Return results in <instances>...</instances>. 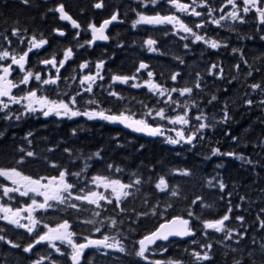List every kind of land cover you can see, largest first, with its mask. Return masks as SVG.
I'll return each instance as SVG.
<instances>
[{
  "label": "trees",
  "instance_id": "16d2710c",
  "mask_svg": "<svg viewBox=\"0 0 264 264\" xmlns=\"http://www.w3.org/2000/svg\"><path fill=\"white\" fill-rule=\"evenodd\" d=\"M97 1L100 0H29V3L25 4L23 0H0V52L7 50L19 57L27 51L28 42L35 36L37 41L47 40V44L43 48L29 52L28 71L40 69L41 61L50 60L53 57L56 60L62 59L67 49H74L72 44L74 29L60 19L55 9L63 4L65 11L80 25L81 33L85 32L91 21L98 25L105 17V11L94 16L93 5ZM127 1L119 0L111 4L114 8L118 7L122 13H126L119 5ZM14 29H19V36L12 34ZM57 30L65 31V38H57L55 36ZM21 40L23 44L17 45L21 43ZM92 50L94 56L89 61L94 63L105 60V44ZM84 57L85 55L79 50L78 54L70 58L67 62L68 69H65L66 72L61 75L63 81L58 83V88H61L62 83H66L69 91L73 89L72 83L67 80L76 74L73 69L77 68L80 62L83 63ZM251 58L254 64L261 62L264 59V45L257 54L252 52ZM179 59H181L180 56ZM5 61H0V65H5ZM256 69L252 75H246L248 82L259 83L264 88V72ZM243 86L247 89L246 83ZM239 87L242 90V85ZM58 88L49 87L45 91L46 96L52 100L59 99L55 94ZM29 90L33 89L29 88ZM29 90L19 92L17 96L24 95ZM257 91L259 96L257 94L258 102L253 104L255 108L246 107V101L241 96L243 93L239 94L236 100L235 97H232V101L219 98L216 100L219 106L227 105L230 115L227 122H224L223 116L216 114L214 121L220 124V130L226 127L232 130L230 140H234L233 137L236 138L232 148L237 157L241 155L246 157L245 160L238 159L236 163H232L233 165L225 167L222 176H215L212 161L207 156L202 157L200 137L196 136V141L191 145L171 144L164 138L156 141L132 138L114 130H108L101 123L95 125L86 116L77 119L60 118L55 115L45 117L42 113L37 115L36 112H27V110H21L20 115L14 105L0 110V167H15L34 179L47 178L43 180L45 184L52 177L58 179L60 172L67 170L69 175L66 179L75 186L70 190L72 196L65 203L56 201L57 203L51 206L52 209L47 213L36 214L35 219L41 224L46 222L55 226L67 220L72 226V231L77 234L78 242H82L85 237L102 238L103 235H108L110 238L116 237L120 240L126 249L125 252L109 251L105 257L98 249L88 250L84 253V264H150L151 261L170 259L184 261L183 264H200L192 253L201 251L202 222L222 218L229 207L232 208L231 212H234V215L225 225L226 228L233 230L231 234L249 236L247 243L251 237L264 236V228L260 227V221L264 220V211H262L264 192L260 190L264 187L262 146L251 155L253 169L248 163L250 157L248 149L250 150L251 145L256 148L259 140L264 138V109L258 108L262 107L259 101L264 99V96L259 89ZM64 95L65 93L62 94ZM81 100L87 102L95 99L88 96L79 99L80 111L83 107L88 108L87 106L90 105L81 104ZM234 100L238 104L235 110ZM149 101L150 99L140 100L142 103ZM161 109L164 110L166 117L176 116L173 115L169 105H164ZM16 116H20V119H15ZM151 123L154 124L152 121ZM157 125L164 128V133L170 128L175 130L182 128V125H173L168 119L157 120ZM196 125L195 122L193 126L196 127ZM251 128L252 136L248 131ZM118 135L122 138L121 141L115 138ZM27 151H32L35 155L29 157L26 155ZM21 158L23 163H17ZM185 170L191 174L182 175L181 173ZM96 176L133 184L132 188L127 189L131 194L119 202L116 199H110L108 194L112 203L105 204V201H101V207L88 204L87 201L75 200L76 195H84L94 189L93 183ZM161 177L169 186L167 191L162 192L156 188ZM137 179L141 181L138 185L134 183ZM221 182L226 185V191H221L219 188ZM10 184L9 180L0 177V185ZM173 189L178 192L177 196L171 195ZM66 194L68 196V193ZM225 196H230V199H224ZM2 197L0 190V198ZM11 197L10 200L4 199L3 203L14 210L30 204L27 198L19 194H12ZM198 197L201 199H197ZM193 201L196 202L193 203ZM72 203L77 204L76 210L69 206ZM121 208L124 211H121ZM153 208L156 210L155 215L152 214ZM189 211L194 214L191 223L196 231V237L193 240L160 244L150 252L151 254H147L148 260L136 255L137 242L144 235L173 217L189 219ZM97 212L100 213L99 216L95 215ZM141 213H147V215H140ZM237 217H243V221L237 220ZM110 218L117 221L115 228L111 227ZM88 220H95L96 224L85 223ZM95 227H100L101 231L96 232ZM207 234L206 240L212 244V247L215 236L226 235L224 232H207ZM0 236L4 237L0 240V264H36L37 261H40V264H53V262L54 264H73L70 259V247L60 248L64 255L47 244H37L31 252H25L24 248L33 244L35 240L34 236L29 235L24 229L0 222ZM13 244L20 246L13 247ZM163 248H167V251H162Z\"/></svg>",
  "mask_w": 264,
  "mask_h": 264
},
{
  "label": "flooded vegetation",
  "instance_id": "af4514ba",
  "mask_svg": "<svg viewBox=\"0 0 264 264\" xmlns=\"http://www.w3.org/2000/svg\"><path fill=\"white\" fill-rule=\"evenodd\" d=\"M116 1L119 0H103V7L99 9L95 8V4L93 5L94 16L105 11V17L102 18L101 22L110 19L113 14L118 15V20L116 24L111 25L106 34L108 39L105 41V60L94 63L89 61V59L94 56L92 48H96L100 45L88 43V47H82L86 52L83 63L80 62L77 68L73 69L76 72L74 76L79 78V86L73 83L74 87L70 94L75 96L76 92L81 89L79 92L81 93L80 95L95 99L99 109L106 111L107 114H119L120 112H124L128 115L134 114L136 119H141V99H150L148 103H144L148 105L144 106L145 115L149 111H151L152 114H156L159 108L164 105H169L171 109L177 105V108H175L177 111L182 109L185 113L196 114L198 116L203 115L208 124H215L217 128L214 130V133L208 129L196 135L200 137V153L202 157L207 156L208 159L212 161L214 175L222 176L224 168L233 165L232 163H236L238 158L235 150L232 148L235 140H230V138H232V130L228 127L220 130V124L214 121L216 120V114L224 118L225 110L228 116L230 115L228 107L225 109L224 104L219 106V102L216 100L219 98L221 100L232 101V97H235L236 100L239 94L243 93L241 96L245 101L251 99L253 100V104L258 102L256 96L257 94L259 96V92L257 90L254 91L250 87L252 84L248 82V77H246V75L249 71L253 73L255 68H257L256 70L261 69L264 72V59L254 64L251 58L252 52L257 54L264 45V39H262V37H264V24L260 23L259 14L254 10L247 14L243 13V0H237V11H239L240 16L244 18L243 23L239 20H232L230 17L221 19V17H228V14L233 11V5L228 4L227 0H195V3H193V0H179L180 3L190 5L186 13L180 12L170 0H163L162 2L157 0L155 4L152 3V0H142L140 4H143L145 7L143 5L139 6L135 0H128L127 3L119 5L123 11H126V13H122L118 7L114 8L111 4ZM193 8L195 11L200 12L201 15H192L191 12ZM144 11L147 13L143 14ZM157 14L160 16L175 15L179 17L184 24L193 29L196 35L203 36L204 40L196 41L192 33L185 32L178 24L139 23L135 24V27L133 26L134 22L139 19V15L155 16ZM214 20H219L220 24L217 25L213 23ZM91 23H93V21H91ZM197 24L202 26L197 28L195 27ZM165 27H167L168 30L167 34L164 31V29H166ZM71 28L74 29L72 39L74 53L71 56L73 57L79 53L78 46L85 45L87 42L80 36V28H74L72 25ZM77 33H79L78 36ZM162 37H165V41L162 40ZM85 39L91 41L92 33L91 36H87ZM150 39L155 41V43L157 42V47L153 48L155 51L149 49L147 41ZM205 40H215L219 43L220 47L213 49L208 43H205ZM233 49H237V51L233 52ZM179 56L181 59H179ZM70 58L66 63L64 62L63 67H59L63 58L58 61L56 60L57 67L60 69V73L58 74L59 80L61 74L66 72L65 69H68L67 62L70 61ZM244 61H247V63H244ZM100 62H103V67L97 69L96 65ZM85 63H87L88 67L82 68L81 65ZM141 63L147 65V68L144 70L139 69ZM213 64L217 65L216 69L211 67ZM236 65H239V68H237ZM40 67V72L43 75L40 72L38 74L41 75L42 79L56 77L57 72L51 69V67H46L43 63ZM221 67L223 68V76L219 74V69ZM28 68L29 64L26 62L25 70H28ZM97 72L99 73L98 76ZM148 72H152L153 75L149 77L147 74ZM24 74L25 72L21 71L19 68L16 70L12 69L9 79L17 82ZM85 75L96 76L95 82L92 83L91 93L85 91L88 87V82H85L83 85L80 83ZM172 75H176L175 80L171 79ZM114 76H135L136 79H130L129 82L125 84L118 81L114 82ZM100 77L103 78L101 79ZM58 82L53 85H57ZM149 82L160 85V90L156 91L150 89ZM197 83L200 84L199 88L195 86ZM244 83H246L247 89L244 88ZM31 84L39 95L46 90V87L51 85H43L40 81H36L35 79L31 80ZM134 84H139L141 86L133 87ZM29 85L30 83L26 86L25 90L22 88V85L19 88H15V94L25 92L28 90ZM239 85H242V90H240ZM185 87H190L193 91L191 94L182 96L180 95V90ZM171 89H176L177 91H171ZM161 91L164 93L163 95H161ZM110 92H116L118 96H112ZM262 95L264 96V93H262ZM213 96L216 97L215 100H212ZM169 97H171V100H169ZM81 98L82 97L79 96L76 99ZM175 100H180V102L173 103ZM235 100L233 104L234 110L238 105ZM9 104L12 106L13 103L10 102ZM253 104L251 106L247 105L246 107L252 108L254 107ZM258 108L264 109L263 106H259ZM81 117L83 116H78V118ZM101 125H105V128L108 130H114L118 133L135 138V136L125 131L118 123L102 120ZM231 127H233V125H231ZM248 131L249 135L252 136V128ZM115 138L119 141L122 140L119 135ZM262 140H264V138L259 140V145L255 146L256 148H253L251 145L250 150L248 149L250 155L249 160L252 161L251 155L259 150ZM216 148H219L221 153L231 152L235 155H213V150ZM262 160L264 169V146H262ZM249 166L253 169L252 163H249ZM262 174L264 176V171ZM226 189L227 188H224L221 191H226ZM260 190L264 192V187ZM62 195L66 196L67 194L62 193ZM26 198L30 203L31 198H35L38 202H43L42 196L31 193ZM223 198L228 200L230 196H225ZM6 199L10 200L7 197ZM53 202L55 201H49V204ZM48 209L49 207L47 209L36 210L37 212L33 214L34 219L36 214L40 212L47 213ZM73 209L76 210V208ZM226 214H229L228 210ZM4 215L5 214H1V217ZM24 215L26 216L27 214ZM229 215L230 218H232L234 212H231ZM0 222L9 224V226H16L3 218H0ZM20 223L31 224L29 220L24 221L21 216ZM39 224L36 225L32 233L28 232L29 235L34 236V240L37 238L38 234H43L47 231L44 225L55 227V225H50L46 222L45 224L39 222ZM21 229L27 231L26 228ZM70 230L72 231V226H70ZM206 230L214 231L212 229H202L201 254L203 255L204 252H208L212 259L208 261H199L200 264H235L237 260L240 261L241 264H253V262L254 264H264V250L261 249V245H264V236L262 238L251 237L247 243L246 240L249 239V236L246 235L231 234V238H227L226 235H217L212 247L213 249L208 250L202 247L209 243L204 234ZM74 239L76 240V237ZM253 241H255V243H253ZM56 243L60 248H68L67 244ZM40 244L47 243L42 242ZM47 245L51 247L49 244ZM239 248L241 250H239ZM87 250L89 249H85L84 252ZM250 253L251 255H249ZM103 256L105 257V254Z\"/></svg>",
  "mask_w": 264,
  "mask_h": 264
},
{
  "label": "snow or ice",
  "instance_id": "6c2138e0",
  "mask_svg": "<svg viewBox=\"0 0 264 264\" xmlns=\"http://www.w3.org/2000/svg\"><path fill=\"white\" fill-rule=\"evenodd\" d=\"M157 0H152V3L155 4ZM171 3L175 5V7L180 12H188L190 5L180 3L179 0H170ZM228 4L233 5V11L228 14V17H221V19H227L231 18L232 20H239L241 23L244 22V18L240 16L239 11H237L238 5L237 0H227ZM23 3L28 4L29 0H23ZM193 3H195V0H193ZM244 7L242 8L243 13L247 14L250 11H255L259 14V20L260 23L264 24V0H243ZM95 8H102L103 7V0H100V2L96 3ZM60 14V19L71 21L72 27L79 29L80 25L74 20L66 11L63 4H60L58 8L55 9ZM222 11V9H221ZM192 15L200 16L201 13L195 11V9H192L191 12ZM118 18L117 14H113L110 19H106L103 21V23L97 27L94 23L90 24L89 27L91 29L92 33V40L88 41L87 43L92 44L95 43L96 40H107L108 36L105 34V30L109 24H111L113 21H116ZM139 23H147V24H178L180 28H182L185 32L192 33L195 37L196 41L204 40L203 36L196 35L193 32V29L188 27L186 24L183 23L179 19V17L175 15H166V16H145V15H139V19L134 22L135 24ZM213 23L219 25V20H214ZM202 25H195V27L199 28ZM59 31V30H57ZM14 36H19L20 32L19 29H14L13 33ZM59 35L63 36V32H59ZM79 33H77V36ZM264 39V37H262ZM23 43V40L20 41ZM11 43V41H9ZM155 41L148 40L147 44L149 47H151ZM205 43H208L211 48L217 49L220 47L219 43L215 40L212 41H206ZM45 44H47V40L41 39L39 41L36 40V37L33 36L27 51L23 52L17 58L16 55H12L9 51L5 50L0 52V61L2 60H8L10 59V63L7 66L0 65V71H2V74H0V110L7 109L9 107L8 102L5 101L4 98H7V100L14 104H19L22 101H27V104L25 105L27 112H41L43 116L48 117L50 115H55L57 117H67L69 119L77 117V116H86L89 119H102L111 123H120L124 126L132 129L135 132H146L149 135L156 136L161 135L162 131L160 127H152L146 119H136L134 114L128 115L124 112H120L119 114H107L106 111L100 110H91V111H80L75 107L77 101L76 96H72L69 98V100L66 102L63 99H57L52 100L46 95H38L37 90H29L24 95H14L13 89L19 88L21 85L27 86L32 79H35L36 81H40L43 85L48 84H56L59 80V68L57 67V61L55 57H53L50 60H44L42 63L45 65L51 64L53 67H57V75L55 78L49 77L48 79H42L40 74H33L31 71L25 70V64L27 62V57L29 52H31L33 49H39L43 47ZM83 47L84 45H80ZM155 51V49H152ZM237 49H233V52H236ZM73 55L72 50L69 48L67 49L63 56V60L60 62L59 67H63L64 62H66L71 56ZM244 63H247V61H244ZM13 65H16L21 71H24L25 74L21 77V79L17 82H14L13 80L9 79V76L12 72ZM82 68L88 67L87 63L81 65ZM97 69L103 67V62H100L96 65ZM213 69L217 68V65L213 64L211 66ZM237 68H239V65H236ZM147 68V65L141 63L139 65V69H145ZM138 69V71H139ZM149 77L153 75L152 72L147 73ZM219 74L223 76V68L221 67L219 69ZM99 73L97 72V76ZM178 75V74H176ZM176 75H172L171 79L175 80ZM248 75H252L251 71H249ZM101 79L103 77H100ZM135 80L136 77L132 76H114L113 81H118L121 83H128L129 80ZM96 80V76L93 75H85L80 83L83 85L85 82H88V87L85 89V91L91 93L92 92V83H94ZM139 84H134L133 87H140ZM196 88L200 87V84L197 83ZM149 87L152 90L159 91L160 85L154 84L149 82ZM250 87L255 91L259 89L261 93H264V88L261 87V84L255 83L250 85ZM171 91H177L176 89H171ZM193 91L190 87H185L184 89L180 90V95L185 94H191ZM81 93H77V95H80ZM164 93L161 91V95ZM110 95L112 96H118L116 92H110ZM216 97L213 96L212 100H215ZM169 100H171V97H169ZM211 102V101H210ZM89 104H95L97 103L95 100H89L87 101ZM173 103H177L173 101ZM246 104L251 106L253 104V100L248 99L246 100ZM259 104L264 106V99H261L259 101ZM38 106V107H37ZM227 108V105H225V109ZM147 116H151L152 112L149 111ZM156 115L159 116L161 119H168L170 123L173 125L180 124V125H188L189 119L185 115H176L174 118L172 117H166L165 112L163 109H160L156 112ZM8 119H11L12 117H7ZM15 119L19 120L20 116H16ZM196 120H202L204 119L203 115L196 116ZM229 119L228 113L225 110L224 112V122H227ZM210 127V125L206 123H199L196 126V131L191 132L190 135L185 137L184 131L180 130L176 132L177 137L179 139H172L171 137L168 138V142L171 144H179L181 141H184L188 144H192V141L196 138V135L201 132L203 129ZM31 135V133H29ZM202 138V137H201ZM235 140L236 138L233 137ZM30 143V141H29ZM261 146H264V140L261 141ZM21 151H24L21 149ZM26 155L31 157L34 156L35 153L32 151H27ZM97 155H99L97 153ZM213 155H226V156H234V153L228 152V153H221L219 148H216L213 150ZM240 160H245L246 157L243 155L237 157ZM17 163H23V158L21 160L17 161ZM248 163H252L251 160H248ZM116 171H120V169H116ZM182 175H190L191 173L187 170L183 171L181 173ZM69 175L67 170L60 172L59 177H52L50 180H48V183H43L44 179L47 178H33L32 176L25 175L22 171L18 170L15 167L11 168H3L0 167V177H4L6 180L11 181L12 185L14 187H8L6 185H0V187H3V195L8 196L10 199V193H18L22 197H28L31 194H35L37 196L43 197V202H38L35 198H31V203L24 209H16L13 211L10 207H5L3 204H0V212L5 213V215L2 217L5 220H8L9 223L15 224L16 226L20 228H26L29 233H32L35 230L36 225L39 223L36 219H34L31 215L26 217V219L31 221V224H22L20 223V216L21 212L25 211L31 214L36 209H47L48 207H51L49 204V201H59L60 203H65L69 197L72 196L71 189H73L75 186L72 183H69L66 179V177ZM78 175V174H73ZM95 182L98 186H102L103 188L111 189L112 193L115 195L117 202L121 201L122 198H127L131 193L127 191V189H130L133 187V184L128 183H122L118 179L109 180L106 177L102 176H96L94 178ZM135 184H140L141 181L137 179ZM168 184L166 180L161 177L159 179V182L156 184V188L160 191H167L168 190ZM226 187V185L221 182L219 184V188L223 190ZM62 193H68V196L62 195ZM172 196H177L178 192L173 189L171 191ZM75 200H82L87 201L89 204H94L97 207H101L100 201H107L108 203H112V200H110L107 196L103 195L102 193L96 192V191H89L88 193L84 195H76ZM201 199V198H197ZM243 199V198H242ZM196 201H193L195 203ZM72 208H77L78 206L75 203H72L69 205ZM170 207V205H169ZM205 207H208L205 205ZM121 211H124L123 208L120 209ZM232 211V208H228V213L230 214ZM264 211V209H262ZM11 214V215H8ZM152 214H156L155 208L152 210ZM225 214L220 219L216 220H206L203 221V228L204 229H212L216 232H224L227 236V238H231L232 229L226 228L225 222L230 219V215ZM95 215L99 216L100 213L97 212ZM140 215H147V213H141ZM194 214L189 211L188 217L189 219H185L180 216L173 217L171 219L166 220L163 223H160L158 227H156L153 231L150 233L144 235L142 239H140L137 243L139 245V250L136 252V255L144 260H148L149 257L146 255L150 251V248L152 245H155L157 241H167L169 240V237H186V236H194L195 231L190 226L191 225V218H193ZM198 219V217H197ZM237 220L243 221V217H237ZM111 221V227L115 228L117 226V221L115 219L110 218ZM85 223L95 225V220H88L85 221ZM122 223V221H121ZM45 228H47V231L43 234H38L37 238L35 239V242L33 244H29L28 247L24 248L25 252H31L32 249L35 247V245L40 244L42 242H45L49 244L52 248L55 249L56 252L60 253L61 255H64L63 252H61L60 247L57 246V241L60 242V244H67L71 248L70 253V259L73 262V264H80L81 257L83 256V253L85 249H88L90 247H96V248H110V249H116L120 252H125L126 249L123 246L122 242L116 237H109L108 235H103L102 239H91L89 237H85L84 243H78L74 239L76 237V233L74 231L70 230V225L67 220L63 221L62 223L57 224L55 227H49L48 225H44ZM260 227L264 228V220L260 221ZM96 232H100V227H95L94 229ZM207 235V232L204 233ZM4 239V237L0 236V240ZM111 239L112 242H109ZM8 243H12L11 241H8ZM255 243V241H253ZM18 244H13V247H19ZM202 247L207 248L208 250H211L212 244L208 243L203 245ZM261 249L264 250V245H261ZM162 251L166 252L167 248H163ZM235 251V250H233ZM192 255L195 257L197 261H208L211 260L212 257L209 255L208 252H204L203 255L200 252H194ZM251 255V253L249 254ZM36 264H40V261H37ZM54 264V262H53ZM150 264H183V261L181 260H174L170 259L167 261H161V260H155L151 261ZM235 264H241L240 261H235ZM254 264V262H253Z\"/></svg>",
  "mask_w": 264,
  "mask_h": 264
},
{
  "label": "rangeland",
  "instance_id": "374dc122",
  "mask_svg": "<svg viewBox=\"0 0 264 264\" xmlns=\"http://www.w3.org/2000/svg\"><path fill=\"white\" fill-rule=\"evenodd\" d=\"M142 0H135V2L139 5V6H141V5H143V4H140V2H141ZM163 0H160V2H162ZM98 2H100V1H97V3ZM96 4V3H95ZM138 5H137V7H138ZM144 6V5H143ZM145 7V6H144ZM147 12H143V14H146ZM90 24H93V23H90ZM89 24V25H90ZM95 24V23H94ZM89 25H88V27H87V29L85 30V32H81L80 33V36L84 39V41H86V42H88V40L89 39H85L87 36H91V29H90V27H89ZM96 25V24H95ZM97 26V25H96ZM166 29H164V31H165V33L167 34V32H168V30H167V27H165ZM163 39L162 40H164L165 41V37H162ZM19 39H21V38H19ZM30 42H28V44H29ZM20 44H23V43H19V44H17V45H20ZM159 45V44H158ZM85 47H88L89 45H88V43L87 44H85L84 45ZM83 46V47H84ZM155 47H157V42L155 43V44H153L151 47H149V49H153V48H155ZM78 48H79V50H81L82 51V53H83V55H86V52L83 50L84 48H82L80 45L78 46ZM72 50V49H71ZM72 53H74L73 52V50H72ZM17 58H19V57H17ZM64 58V57H63ZM6 62V64L4 65V66H7L11 61H10V59H8V60H6L5 61ZM66 63V62H65ZM26 65V64H25ZM14 68H18L16 65H13V67H12V69H14ZM32 72V71H31ZM40 72V71H39ZM39 72H33V74L35 75V74H37V73H39ZM41 73V72H40ZM0 74H2V71H0ZM42 74V73H41ZM43 75V74H42ZM79 78L78 77H75V76H72L71 77V79H69V80H67V82H69V83H76L77 84V86H79V80H78ZM60 81H63V79L61 78V76H60ZM29 87H33L32 86V84H31V81H30V85H29ZM81 91V89H79L77 92H76V94H75V96H76V98L77 97H79V96H81L83 99H84V96L85 95H77V93L78 92H80ZM55 93H56V91H55ZM39 95V94H38ZM70 97H72V95L70 94V93H66L63 97H61V98H59V99H63V100H65L66 102L69 100V98ZM76 101H77V103H76V105H75V107L77 108V109H79L80 110V108H81V106L78 104V101H79V99H76ZM81 104H89V103H87V102H84L83 100H81ZM175 102H177V103H179L180 102V100H175ZM9 104V103H8ZM27 104V101H22L21 103H19V104H12V106L14 105V107H16V110L18 111V113L20 114V112H21V110L22 111H25L26 110V107H25V105ZM9 107H10V104H9ZM38 107V106H37ZM88 108H85V107H83V110H87V111H91V110H96V111H100V109H99V107L97 106V104L95 103V104H90V105H88L87 106ZM0 108H2V106H0ZM144 108L145 107H141V110H142V114H143V116H142V118H144V119H146V120H150V119H157V118H160L159 116H157L156 114H152L151 116H147V115H145L144 114ZM175 108H177V105L174 107V108H172V110H173V115H185L186 114V116H187V118L189 119V124L188 125H182V128L180 129V130H183L184 131V134H185V137H187L188 135H190L191 134V132H194V129L196 128V127H193V124L196 122V124L198 125L199 123H206V124H208V122L205 120V118L204 119H202V120H196L195 119V115L196 114H190V113H185V112H183V110L182 109H179L178 111L175 109ZM82 110V111H83ZM37 112H39V111H37ZM41 113V112H40ZM200 116V115H199ZM78 117V116H77ZM60 118H67V117H60ZM196 125V126H197ZM208 125H210V127H208V128H205V129H203L202 131H207L208 129L212 132V133H214V130L217 128V125H215V124H211V123H209ZM179 129L178 130H175V129H173V128H170L164 135H163V138L164 139H166V140H168V138L169 137H171L172 139H179V137H177V135H176V132L177 131H180ZM201 134V133H200ZM184 144H186V145H189L188 143H186V142H184V141H181L179 144H177V145H184ZM192 144H193V141H192ZM10 183H11V181H10ZM7 186V185H6ZM8 187H14V185H12V183L10 184V185H8ZM93 190L92 191H96V192H99V193H102L103 195H105V196H107L108 197V194L110 195V199H115L116 197H115V195L112 193V191H111V189L109 188V189H105V188H103L102 186H98L97 185V183L96 182H94L93 183ZM0 190H2L3 191V187L2 188H0ZM12 194H18V193H10L9 195H10V197L12 196ZM6 197L7 198H9L8 196H3L2 198H0V204H3L4 205V203H3V200L4 199H6ZM24 198H26V197H24ZM10 199V198H9ZM108 202L105 200V204H107ZM89 204V203H88ZM100 204H101V201H100ZM5 207H8V206H6V205H4ZM11 208V207H10ZM12 209V208H11ZM19 209H24V208H19ZM50 209H52V207L51 208H49L48 210H50ZM13 211H15L14 209H12ZM36 210H39V209H36ZM33 211L31 214H29L28 212H25V211H22L21 212V217H23V220L24 221H28V219H26V217H28L29 215H31L32 217H33V214L34 213H36L37 211ZM1 214H5V213H3V212H0V218H2L1 217ZM24 214H27L26 216L24 215ZM8 215H11V214H8ZM34 218V217H33ZM30 221V220H29ZM31 222V221H30ZM217 233H221V232H217ZM83 238V237H82ZM103 238V237H102ZM102 238H98V239H102ZM84 239V238H83ZM91 239H94V238H91ZM95 239H97V238H95ZM77 240V239H76ZM58 242V241H57ZM78 242V241H77ZM85 242V240H83L82 242H78V243H84ZM109 242H112L111 241V239H110V241ZM60 243V242H59ZM96 249H98L103 255L105 254V255H107V253L110 251V252H115V251H118V250H116V249H110V248H96ZM200 253H201V251H200ZM151 254V253H150Z\"/></svg>",
  "mask_w": 264,
  "mask_h": 264
},
{
  "label": "water",
  "instance_id": "95a60500",
  "mask_svg": "<svg viewBox=\"0 0 264 264\" xmlns=\"http://www.w3.org/2000/svg\"><path fill=\"white\" fill-rule=\"evenodd\" d=\"M117 20H118V19H117ZM117 20H116V21H113L111 24H109V25L107 26V28H106V30H105V34L109 31L111 25L117 23ZM64 21H66V20H64ZM67 22H70V23H71V21H67ZM59 32H61V31H57L55 34H56L59 38H63L64 35H63V36L59 35ZM105 41H106V40H96L95 43H92V44H93V45H99V44L104 43ZM44 65H45V64H44ZM50 65H51V64H50ZM5 99H7V98H5ZM119 124H120V123H119ZM121 125H122L126 130H129V131H131L132 133H134L135 135H138V136H142V137H145V138H150V137H151V138H153V139H158V138L160 137V135L152 136V135L147 134L146 132H135V131H133L132 129H130V128L124 126L123 124H121ZM194 236H195V235H194ZM194 236H186V237H169V240H167V241H157L156 244H155V245H152L150 249L154 248V247H155L157 244H159V243H168V242H170V241H174V240H180V241H183V242H184V241H187V240H189V239L194 238ZM138 248H139V245H138Z\"/></svg>",
  "mask_w": 264,
  "mask_h": 264
},
{
  "label": "bare ground",
  "instance_id": "6f19581e",
  "mask_svg": "<svg viewBox=\"0 0 264 264\" xmlns=\"http://www.w3.org/2000/svg\"><path fill=\"white\" fill-rule=\"evenodd\" d=\"M47 13H48V12H47ZM8 41H9V40H8ZM8 46H9V45H8ZM201 59H202V58H201ZM201 59H200V60H201ZM135 99H136V98H135ZM248 225H249V224H248ZM242 240H243V239H242ZM246 241H247V240H246ZM238 245H239V244H238ZM240 248H241V247H240ZM240 248H239V250H241ZM242 248H243V247H242ZM237 250H238V249H237ZM237 250H236V251H237ZM183 254H184V253H183ZM185 254H186V253H185ZM119 255H120V254H119ZM182 257H183V256H182ZM186 257H187V256H186ZM182 259H184V258H182ZM186 259H187V258H186ZM189 261H191V260H189ZM183 262H184V261H183ZM187 262H188V261H187ZM184 263H185V262H184ZM88 264H89V263H88Z\"/></svg>",
  "mask_w": 264,
  "mask_h": 264
}]
</instances>
